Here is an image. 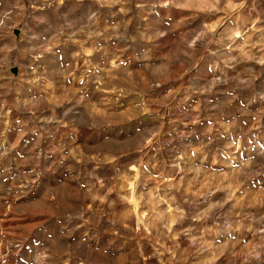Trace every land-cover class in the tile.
I'll return each instance as SVG.
<instances>
[{"label": "rangeland", "instance_id": "374dc122", "mask_svg": "<svg viewBox=\"0 0 264 264\" xmlns=\"http://www.w3.org/2000/svg\"><path fill=\"white\" fill-rule=\"evenodd\" d=\"M0 264H264V0H0Z\"/></svg>", "mask_w": 264, "mask_h": 264}]
</instances>
